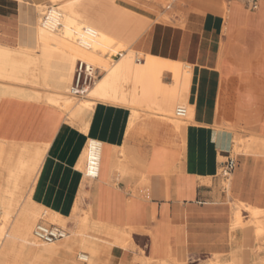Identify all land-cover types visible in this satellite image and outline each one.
Returning a JSON list of instances; mask_svg holds the SVG:
<instances>
[{"label":"crops","instance_id":"obj_1","mask_svg":"<svg viewBox=\"0 0 264 264\" xmlns=\"http://www.w3.org/2000/svg\"><path fill=\"white\" fill-rule=\"evenodd\" d=\"M247 1L189 0L190 5L183 8L190 9L187 17H175L183 28L161 24L170 14L142 15L120 7L111 16V21L119 23L112 33L120 42L130 43L129 51L138 47L159 63L177 61L195 67L191 102L195 103L196 125L189 130L182 123L145 119L142 110L98 103L91 137L104 143L99 179L83 189L85 176L75 165L77 157L71 162L49 151L34 192L36 202L70 218L85 193L83 209L90 207L92 220L143 229L137 234L145 243L140 248L154 261L209 263L213 253L221 250L229 215L224 204L216 201L215 190L201 182L205 165L195 160L208 158L209 145L212 157L225 163L227 145L242 130L251 133L244 139L253 141L252 153L264 155V0H257V10ZM8 3L12 21L0 24V32L12 33L16 10L20 19L32 15L35 0ZM31 42L35 46V29ZM137 63L145 65L146 61ZM162 82L174 86L173 74L165 70ZM163 97L158 94L156 102ZM33 103L0 100V139L53 146L64 132L62 144L80 143L79 127L67 126L65 116ZM187 144L194 146L187 150ZM255 144H263V149L255 151ZM241 159L240 165L236 160L233 194L237 200L259 206L264 202V194H256L264 177V158ZM119 171L125 176L123 181ZM128 251L116 249L111 264H130L140 255V251Z\"/></svg>","mask_w":264,"mask_h":264},{"label":"bare ground","instance_id":"obj_2","mask_svg":"<svg viewBox=\"0 0 264 264\" xmlns=\"http://www.w3.org/2000/svg\"><path fill=\"white\" fill-rule=\"evenodd\" d=\"M35 1L39 15L35 22L34 48L0 43V100L18 99L62 111L67 116V126L80 125L81 139L80 143L75 141L67 146L62 144L64 132L53 146L11 143L0 139V264H111L116 249L128 251L131 247L138 248L136 232L139 229L100 223L92 220L90 215L82 214L85 193H81L73 207L72 216L63 217L35 201L33 185L37 183V176L49 151L71 162L77 157L75 165L78 170L84 171L85 176L83 189L87 181H93L85 173L89 143L96 140L91 138V119L98 103L142 110L145 119L158 117L168 123H182L192 130L196 125L195 103L191 102L195 67L177 61L159 63L154 55L140 51L138 47L128 53L122 51L130 43H122L113 37L115 33L112 31L119 23L111 21V16L124 6L121 0H49L47 4ZM154 1L160 4V0ZM51 5L60 8L62 19L54 21V27L47 28L43 25V16ZM86 29L93 31L96 38L86 34ZM84 44L88 47L84 48ZM137 54L143 56L145 65L135 61ZM80 60L94 65L105 74L83 99L78 100L70 94V88ZM165 70L174 76L175 85L172 87L162 82ZM42 88L52 91L43 92ZM161 93L163 99L156 102V96ZM142 104H146V108ZM178 107L188 110L186 119L176 117ZM234 138L243 146L246 162L251 158H264V155L252 153L253 141L242 138L238 133L234 134ZM228 147L229 144L226 151ZM261 149L263 144H255V151ZM101 156L102 167L104 143ZM227 187L230 192V185ZM256 194H264V177ZM234 202L236 212H233L232 223L241 229H233V232L242 235L230 264L234 261L238 264H264V258L260 262L252 260L264 247V202L255 208L246 201ZM250 209L252 218L248 216ZM40 222L65 229L67 238L54 244L37 241L34 230ZM250 229L254 232L253 240L245 233ZM232 235H227L226 241L231 242ZM239 248H242L241 252H252L254 256L237 257ZM140 251L141 259L145 261L142 264L154 262L141 248ZM137 262L134 257L130 264ZM163 262L180 264L173 259Z\"/></svg>","mask_w":264,"mask_h":264},{"label":"rangeland","instance_id":"obj_3","mask_svg":"<svg viewBox=\"0 0 264 264\" xmlns=\"http://www.w3.org/2000/svg\"><path fill=\"white\" fill-rule=\"evenodd\" d=\"M121 1L125 5V7L129 8L133 11H136L137 13L142 14V15H149V14L155 15L156 14V16L159 17L162 15L170 14V19L166 22L161 23V24H164L167 26H176V27L183 28V26L181 24L175 23V17L179 16V17H182L184 19V17H187L188 13H190V9L189 10L183 9V8L190 5L189 0H160V4L155 3L154 0H121ZM39 2H44L45 4H47L49 2V0H45V1L41 0ZM36 3H37V1H35V4ZM171 5H172V7H171L172 10L170 9L171 11L168 8L166 9V7H169ZM11 6L12 5L8 3V0H0V24H4V23L7 24L8 20H10V22L12 21L11 18L13 15H12V10H11L12 7ZM24 6L27 7L26 5H24ZM176 8H181L183 10L180 12H176L174 10ZM33 9H34V13L32 15H31V13L29 15L24 14V16L21 17V19L17 15L18 11L16 10L15 31L12 33L7 32V31L0 32V43L7 44V45H10L13 47H23V46L29 47V48L34 47V44L31 42V39H32V35H33L34 29H35L36 18L38 17L39 14L37 13L38 9L36 10L35 7H33ZM183 14H185V15L187 14V15L183 17ZM23 25H26V26H23ZM122 51H124L125 53L130 52L128 50V48H124ZM140 51L144 52V50H140ZM138 55L139 54L135 55V61H138V60L143 61L142 60L143 56L142 55L138 56ZM112 68H114V67H112ZM101 74H103V73L101 72ZM166 78H167V76L165 77L164 81H167ZM42 91L43 92H49L52 90L42 88ZM83 98L84 97L78 98V100L83 99ZM33 104H36V105H39L42 107H46V105L39 104V103H33ZM103 106H104V108L107 107L106 105H103ZM98 107H99V105H96L94 108V111ZM124 107H126V106H124ZM54 111L65 116L66 120H67V116L62 111L55 110V109H54ZM127 113L128 112L125 111L124 115L126 116ZM108 118H111L112 122H113L114 119L111 116L107 117V119ZM70 126L80 128V125H75V126L70 125ZM111 127H112V125H111ZM242 131H243V133L241 134L242 138H247V135L251 134L248 131H245V130H242ZM94 137H96V136H94ZM235 138H234V136L231 138V143L229 144V147L226 151V155L223 156V159H224V162H226L229 157L236 159L239 161V165H240L243 163L241 157L244 158L245 150H244L243 146H241V143L238 140H235ZM186 146L187 147H185V148H187V150H188L190 148V146H194V145L187 144ZM207 155H208L207 159L195 160V162H198L202 166L205 165V169H204L205 174L203 175V177L201 176L199 178L201 179V182L204 185L211 186L212 189L215 190V193H217V195H218V199L216 201L218 203H223L224 207L228 211L229 221L227 224L224 225V231L226 233L225 236L227 237V235H230V233L233 234L231 242L228 240L226 241V239H223V241L221 243V250L219 251V253H216V252L213 253L212 259H211L213 261H210L209 263H213V262L217 261L219 264H230V261L232 259V255H233L232 253H233L234 249L237 248V245H238L237 242L241 239L240 237L242 235L239 232H233V229L237 231V230H240L241 228L232 223V217L234 216L233 212L234 213L236 212V209H234V208H236L234 201H237L236 197L233 194V186H234L235 182L237 181V176L234 175L231 178V181L229 183L224 181V179L220 176L221 165L223 163H220L221 162L220 158L215 159L214 157H212V153H211V149H210L209 145L207 147ZM40 172L41 171H39V174L37 176V178H38L37 183L35 185H33L34 192H35V189L38 185V181L40 179ZM83 174H84V171H83ZM117 174L119 175V177H121V179H119V180L123 181L125 179V176L123 175L122 171H119ZM204 179H208V180H210V182L205 183L203 181ZM91 182L87 181L85 188L87 185H91ZM225 183H226V185H225ZM227 184L230 185V189H231L230 192H229V188L227 187L228 186ZM84 196H85V194H84ZM35 201H36V199H35ZM83 204H84V202H83ZM247 204H252V203L247 202ZM252 207L255 208V205H253ZM251 209L248 211V216L250 218H252V216H251L252 210ZM81 212H82V214L85 213V214L90 215V217H91L90 207H89V209L87 208V210H85V209H83V205H82V211ZM230 216H231V218H230ZM260 221H262V218L260 219ZM70 227H73V225L70 224ZM244 228H246V226ZM142 232H143V229H139V231L136 232V235L138 233H142ZM245 233H246V235H250L251 240H253V235H254L253 230H251V229L246 230ZM144 246H145L144 241L138 240V248L139 249L137 247H131L129 250L140 251V247L143 248ZM241 251H242V248H239L238 251L236 252L237 257L243 256V257L252 258L254 256L252 252H251L252 253L251 254L250 252L245 253V252H241ZM224 255H225V257H224ZM135 258L138 259V262L136 264H142L143 262H145V261H142L141 254L138 256H135ZM263 258H264V247L261 250L260 254L256 255L252 260H254V261L256 260V261L260 262V261H263ZM250 263L255 264L254 262H250ZM34 264H37V263H34ZM150 264H169V263H166L163 261H154V262H150ZM180 264H197V262L193 261L191 263L185 262V263H180ZM232 264H238V262L234 261Z\"/></svg>","mask_w":264,"mask_h":264},{"label":"built area","instance_id":"obj_4","mask_svg":"<svg viewBox=\"0 0 264 264\" xmlns=\"http://www.w3.org/2000/svg\"><path fill=\"white\" fill-rule=\"evenodd\" d=\"M248 5L252 10L258 9L257 0H248ZM58 6H49L43 16V25L47 28L54 27V21H60L62 19V13ZM170 9V7L168 8ZM59 27V23H57ZM92 39H95L96 34L88 29L85 30ZM84 48L88 47L83 45ZM101 76V72L94 65L85 61H78L76 64L73 82L70 88V94L74 97H85L89 91L96 85L98 79ZM176 117L184 120L188 116V110L185 107H178L176 109ZM103 143L98 140H91L89 143V159L85 175L88 179L97 180L101 175V158H102ZM237 166L236 159L229 158L225 163L221 165L220 176L224 181L229 182L234 174ZM68 232L53 225H46L44 223H38L34 230V237L37 241L44 244H54L58 241L66 239ZM86 263V260H82Z\"/></svg>","mask_w":264,"mask_h":264}]
</instances>
